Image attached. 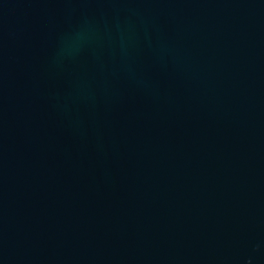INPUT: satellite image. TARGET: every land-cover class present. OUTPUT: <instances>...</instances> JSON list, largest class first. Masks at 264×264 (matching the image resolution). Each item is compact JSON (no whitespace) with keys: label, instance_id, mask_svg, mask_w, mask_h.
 I'll return each instance as SVG.
<instances>
[{"label":"water","instance_id":"water-1","mask_svg":"<svg viewBox=\"0 0 264 264\" xmlns=\"http://www.w3.org/2000/svg\"><path fill=\"white\" fill-rule=\"evenodd\" d=\"M0 264H264V0H0Z\"/></svg>","mask_w":264,"mask_h":264}]
</instances>
